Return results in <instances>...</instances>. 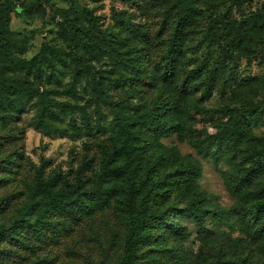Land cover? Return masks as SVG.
<instances>
[{"label": "trees", "instance_id": "16d2710c", "mask_svg": "<svg viewBox=\"0 0 264 264\" xmlns=\"http://www.w3.org/2000/svg\"><path fill=\"white\" fill-rule=\"evenodd\" d=\"M17 1L0 0V130L34 110L36 127L51 130L67 119L71 135L88 137L92 145L68 171L47 170L49 162L22 174L24 153L7 148L0 136V187L17 175L24 184L19 193L0 196V264H53L42 252L68 246L76 237L77 244L94 242L102 252V259L91 257L87 264H185L179 245L189 233L183 222L203 225L206 196L197 186L201 161L161 143L173 136L228 167L227 187L259 246L255 257L238 262L220 257L214 264H264V137L244 118L218 125L220 135L200 142L193 113L195 100H208L220 85L244 104L246 114L254 113L250 100L264 101V7L238 21L229 15L211 20L206 42L221 55L199 65L194 55L200 45L193 39L210 0H113L134 12L114 10L113 26L105 29L95 18L82 25L65 16L64 38L74 50L72 61L90 77V98L71 90L74 102L58 103L39 82L65 61L19 56L24 46L12 35V14L42 8ZM100 58H108L115 70L98 72L93 61ZM243 61L257 63L259 74L252 68L240 74ZM112 87L125 90L128 101L111 100ZM106 111L114 115L110 128ZM226 112L238 114L237 108Z\"/></svg>", "mask_w": 264, "mask_h": 264}, {"label": "rangeland", "instance_id": "374dc122", "mask_svg": "<svg viewBox=\"0 0 264 264\" xmlns=\"http://www.w3.org/2000/svg\"><path fill=\"white\" fill-rule=\"evenodd\" d=\"M210 2L209 7H206L204 26L199 27L200 29L195 33L196 36L193 39L194 46L200 45L199 53L194 55L197 65L216 60L221 55L217 46L211 50L208 47L211 41L206 42V39L210 40L212 34L210 32L211 20L216 16H220L221 20L223 16L229 15L230 20L238 21L242 15L264 7V0H210ZM25 3L26 5H38L42 9L34 10L30 14L25 12L12 14V35L24 46V52L19 56L31 60L43 54L55 62H58V58L64 60L65 64L58 65L53 77L47 78L49 76L47 74L45 79L39 82V86L42 90H48L58 103L74 102L71 90L88 100L90 98L87 93V91L89 92L90 77L71 59V53L74 50L70 42L64 38L69 30L65 16L70 21L77 19L82 25L89 24V21L95 18L100 27L105 29L113 26L112 13L114 10L127 9L131 12L134 10L122 2L113 0H18L17 6ZM63 11L66 14H63ZM219 26L222 27V25ZM93 62L97 71L104 72L105 75L115 70L108 58H100L99 61L96 59ZM255 64L250 67L243 61L239 65V73H248L252 68V72L256 76L260 69L258 64ZM46 72H49L47 67ZM111 76L113 77L114 73ZM228 93L220 85L208 100L203 102H200L199 99L195 100V103L199 104L193 112L196 118L195 135L197 140L208 142L220 135L218 125L231 126L244 118L248 128L256 136L264 137L263 99L253 98L250 100L254 113L246 114L244 104L230 95L228 96ZM110 96L111 100L115 102H126L129 99L126 91L118 87L111 88ZM227 107L237 108L238 114L228 115ZM35 114L34 110L25 111L16 122L0 130L1 138L7 143L6 147L24 153V158L21 161L22 174H31L32 170L34 171L35 168H40L44 163L49 162L52 163V166L47 170L61 167L68 171L76 157L78 159L82 157L86 146L92 145V139L71 135L67 119L56 123L51 130L36 127L34 124ZM113 118L114 115L106 111L108 128L111 127ZM161 143L167 147H177L182 156H193L202 164V175L197 186L198 190L206 196L202 205L207 213L203 225L196 222H183L189 233L188 239L180 242L179 245L184 263L214 264L220 257L231 262H238L243 258L257 256L259 246L251 240L248 234L250 225L247 223L249 220H246V223L242 221L241 208L227 187L224 171L228 167L224 163L216 164L210 158L204 159L198 155L190 143L181 142L177 136L163 139ZM3 166L0 164V168ZM16 178L17 181H8L10 183L7 187H0V196L14 192L19 193L23 190L24 184L20 181L21 175H17ZM261 183H264V177ZM115 224L117 223L114 222L112 225ZM76 239L77 237L75 241H69L68 246L49 247L42 254L54 258L53 264H87L91 257L102 259V252L94 242L85 241V244L82 245L77 244ZM79 242L83 243L84 241L79 240ZM107 253L109 258L114 254L113 251Z\"/></svg>", "mask_w": 264, "mask_h": 264}]
</instances>
